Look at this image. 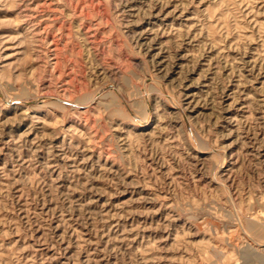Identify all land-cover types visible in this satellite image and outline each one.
<instances>
[{"label": "rangeland", "instance_id": "rangeland-1", "mask_svg": "<svg viewBox=\"0 0 264 264\" xmlns=\"http://www.w3.org/2000/svg\"><path fill=\"white\" fill-rule=\"evenodd\" d=\"M0 264H264V0H0Z\"/></svg>", "mask_w": 264, "mask_h": 264}]
</instances>
